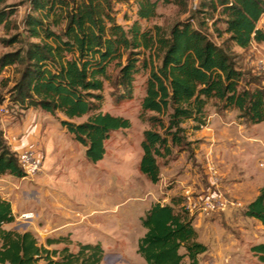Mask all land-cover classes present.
<instances>
[{"label":"trees","instance_id":"trees-1","mask_svg":"<svg viewBox=\"0 0 264 264\" xmlns=\"http://www.w3.org/2000/svg\"><path fill=\"white\" fill-rule=\"evenodd\" d=\"M9 1L0 0V27L9 28L16 14V5H8ZM182 1L185 6L187 0ZM114 2L29 0L24 21L27 37L18 34L0 41L20 44L0 55V75L10 68L17 74L9 91L13 106L56 117L85 149L86 160L96 165L106 156L105 143L111 134L132 127L129 119L103 112L110 67L116 64L119 68L117 85L125 91L124 100L133 98L136 76L148 72L141 119L154 113L149 121L155 128L144 132L140 171L153 184L161 180L159 160L170 158L173 149L183 148L187 141L183 125L192 121L194 131L207 125L210 101L217 100L225 110H237L247 124L264 123V85H255L251 78L245 81L233 57L214 44L205 29L211 23L216 29L214 16H218L226 27L217 31L239 48L248 49L253 42L263 44L264 31L256 28L264 14V0H200L198 10L169 31L142 24L159 16L161 0H135L136 18L127 27L118 23ZM166 115L168 124L163 119ZM4 176L22 179L25 174L0 130V178ZM178 202L155 204L141 217L145 234L138 241V254L146 264H199V257L207 253L208 247L198 240L193 226L195 217L182 204L177 209ZM245 216L264 226V187L247 205ZM15 221L12 204L0 195V264L104 261L100 243H78L76 252L70 248V236L48 238L41 244L32 232L5 229ZM61 244V249L47 248ZM252 250L264 262V243Z\"/></svg>","mask_w":264,"mask_h":264},{"label":"rangeland","instance_id":"rangeland-1","mask_svg":"<svg viewBox=\"0 0 264 264\" xmlns=\"http://www.w3.org/2000/svg\"><path fill=\"white\" fill-rule=\"evenodd\" d=\"M134 1L115 0L114 11L119 24L127 27L134 22L137 9ZM199 2L187 0L183 6L182 0L168 3L161 0L159 16L142 24L144 27L160 25L169 31L174 24L190 18L198 10ZM8 5H16L17 10L11 18L10 27H0V41L10 40L18 34L26 38L24 21L30 11L29 0H10ZM197 16L202 22L201 16ZM214 17L217 20L216 29H213V23L205 29L233 57L236 66L245 73V81L251 78L255 85L263 86L264 69L258 67L257 61L264 60V43L253 44L248 49L239 48L228 41L226 34L220 35L217 29L222 32L226 26L220 17ZM19 47L20 44L0 43V55ZM118 73L116 64L108 71L103 112L129 119L132 127L111 134L105 143L106 156L96 165L86 160L85 149L74 141L56 117L41 110L21 111L12 105L9 91L17 79L15 68L0 75V109L7 111H0V130L6 146L16 154L34 148L43 161L42 172L33 180L22 182L12 176L0 178V195L10 201L16 217L15 223L8 229L20 233L32 232L43 244L48 237L65 231L60 229V221L64 222L67 215H71L78 228H85L83 240L93 244L99 240L105 250L103 264H110L115 258L119 260L117 264H146L138 254V241L145 233L141 217L153 205L171 204L173 199L179 201L177 209H180L182 189L193 186L204 190L197 196L220 190L230 199L243 204V208L194 218L198 240L208 247L207 253L199 257V264H264L252 250L264 243V226L245 216L249 199L245 198L243 190L250 188L251 191L254 187L256 195L264 187V141L260 139L255 143V126L240 120L237 110H225L217 100L210 101L206 110L207 125L200 131L193 130L195 124L192 121L183 125L187 141L183 148H174L170 158L159 160L161 180L153 184L140 171L144 132L155 128L149 121L154 113L148 112L145 119H141L149 73L141 72L136 76L130 100L121 98L125 91L117 85ZM168 115L163 117L167 124ZM215 119L221 120L217 125L219 130H246L252 136L253 140H243V151L248 155L235 154L228 158L227 152L220 150V140L216 144L219 157L208 159L205 146L211 134L209 126ZM225 119H231L236 124L228 126ZM262 127L260 132L264 133ZM156 130L159 131V128ZM245 158L249 161L246 162ZM240 161L246 162V165ZM28 211H35L38 215L30 225L23 224L19 219L22 213ZM62 247L61 244L56 249ZM111 257L114 259L109 260ZM185 260L188 262L187 258Z\"/></svg>","mask_w":264,"mask_h":264},{"label":"crops","instance_id":"crops-1","mask_svg":"<svg viewBox=\"0 0 264 264\" xmlns=\"http://www.w3.org/2000/svg\"><path fill=\"white\" fill-rule=\"evenodd\" d=\"M219 119H221V118L219 117ZM219 119H215L213 121L212 125L209 126V129H210L211 134L207 138L208 144H207V146H205L206 149H207V152H208L207 154L209 155L208 159L209 160H213V159H217V157H219L220 152H219L218 149H216L218 147V146L216 147V144H217V141H220V140H221L220 141V147H222V149H220V150L221 151H224L225 150L227 152L226 154H228V158H229V156L235 155V154L236 155H239V154L241 155L242 153H247V155H248V152H244L243 151V149H244L243 147H244V143H245L243 140L244 139L246 140L248 138H250V139L253 140L252 136L245 129H244L245 132L243 130H237V129H232V128H224V129L219 130V128H217V125L219 123H221V120H219ZM224 122L228 126H229V124L230 125L236 124V122L235 121H231V119H225ZM262 126H264V123L255 126V136H254L255 137V143H257V141H259L260 139H262V141H264V133L263 132L262 133L260 132L261 131L260 129L263 128ZM239 127L242 129L241 126H239ZM217 129H218V131H217ZM259 148L261 149V147H259ZM263 149H264V147H263ZM263 149H261V151ZM256 151H258V149ZM249 154H250V152H249ZM213 157H216V158H213ZM263 159H264V157H263ZM243 160H244V157H243ZM245 160H246V162L249 161V159L247 160L246 158H245ZM246 162H244V161L241 162L240 161V163H242V165H244V166L246 165V164H244ZM185 188H191L196 194H202V192H204V190H202V189L201 190H198V188L193 187V186H185L182 189V192H183V190ZM253 189H254V187H253ZM253 189L250 191V188H247V189H244L243 188L244 194H245V198L246 199H249L247 205L250 204L252 201H254L255 198L260 193V191H258L256 193V195H255V192L253 191ZM47 192H50V191H47ZM246 192H248L249 194L247 195ZM71 219H74L73 216L67 215V217L65 218L64 222L63 221H60V223H61L60 224L61 225L60 226V229H64L65 231H63L62 233L58 234L55 237H48V238H59V237H65V236L70 235V240H71V242H73V244L70 246V248H71V250L73 252H76L78 250V248L76 246L78 243H82V244H93V243H88L87 241H85V240L82 239V234L83 233H86L85 228L84 229L78 228L79 225L77 224V222H74ZM8 226H10V225H6L5 226V229L10 230V229H8ZM95 243H99V240L97 242H94V244ZM41 244H42V242H41ZM43 244H45V242ZM56 246H58V245L51 246V247H47V248L50 249V250H53V249H56ZM63 247H64V245H63ZM112 259H114V258L111 257L109 260H112ZM116 260H117V258H115L114 261L110 262V264L111 263L112 264H115V263L117 264V262L119 260H117V261ZM140 261H142V259H140ZM130 262H132V261H130ZM103 263H104V261L102 262V264ZM126 263H128V261ZM142 264H144V263L142 262Z\"/></svg>","mask_w":264,"mask_h":264},{"label":"built area","instance_id":"built-area-1","mask_svg":"<svg viewBox=\"0 0 264 264\" xmlns=\"http://www.w3.org/2000/svg\"><path fill=\"white\" fill-rule=\"evenodd\" d=\"M256 30L264 31V14L260 18ZM215 39L211 37V41L219 46ZM253 44L258 43L253 42ZM257 65L259 68L264 69V60L259 59ZM0 111L7 112L4 109H0ZM17 159L19 166L25 174L21 179L22 182L35 179L43 170V161L34 148L26 149L21 153H17ZM182 200V206L184 209L189 215L194 217L209 216L214 213L225 212L232 208H243L241 202L230 199L220 190L211 192L205 196H197L191 188H185L182 192ZM37 218L38 215L35 211L24 212L19 217L23 224L29 225L33 224Z\"/></svg>","mask_w":264,"mask_h":264}]
</instances>
